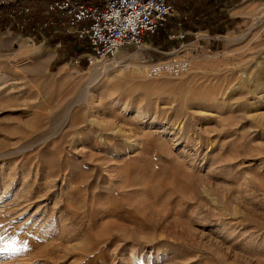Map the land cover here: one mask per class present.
Wrapping results in <instances>:
<instances>
[{"label":"rangeland","instance_id":"374dc122","mask_svg":"<svg viewBox=\"0 0 264 264\" xmlns=\"http://www.w3.org/2000/svg\"><path fill=\"white\" fill-rule=\"evenodd\" d=\"M8 1L0 264H264V0H177L183 47L161 29L92 65Z\"/></svg>","mask_w":264,"mask_h":264},{"label":"built area","instance_id":"2783aa9c","mask_svg":"<svg viewBox=\"0 0 264 264\" xmlns=\"http://www.w3.org/2000/svg\"><path fill=\"white\" fill-rule=\"evenodd\" d=\"M176 1L11 0L3 6L14 12L19 6L18 24L23 27L26 23L41 32L42 42L46 37L44 33L58 39V44L62 37L68 38L81 49L78 56L92 65L115 56L123 47L143 45L161 29L166 30L169 39L179 41L178 49L183 47L191 30L181 19ZM191 61L189 55H184L149 62L145 73L150 77L162 73L179 75L190 67Z\"/></svg>","mask_w":264,"mask_h":264},{"label":"bare ground","instance_id":"6f19581e","mask_svg":"<svg viewBox=\"0 0 264 264\" xmlns=\"http://www.w3.org/2000/svg\"><path fill=\"white\" fill-rule=\"evenodd\" d=\"M191 66V65H190ZM190 68V67H189Z\"/></svg>","mask_w":264,"mask_h":264}]
</instances>
